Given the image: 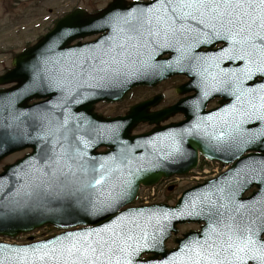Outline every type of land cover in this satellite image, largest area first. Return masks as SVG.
Segmentation results:
<instances>
[{"label":"snow or ice","instance_id":"6c2138e0","mask_svg":"<svg viewBox=\"0 0 264 264\" xmlns=\"http://www.w3.org/2000/svg\"><path fill=\"white\" fill-rule=\"evenodd\" d=\"M107 23L112 35L105 43L55 60L44 56L37 76L49 88L63 91L67 101L76 89L103 87L151 68L156 47L174 48L179 60L203 67L199 73L203 98L223 93L234 101L222 110L224 116L217 114L215 119L222 121L219 128L210 116L207 120L212 123L198 122L190 132H201L237 151L264 137L260 130L245 138L242 130L245 123L264 122V84L255 83L264 79V0H152L145 7L114 14ZM217 44L223 46L214 53L192 55L201 45ZM63 123L67 125V118ZM10 127L0 122V128ZM48 135L52 133L40 138L47 141ZM47 142L43 165H33L39 176L12 199L0 200V217L23 216L53 201L99 216L126 201L135 175L125 171L130 164L126 158L111 168L107 161L90 164L77 141L68 142L67 132L63 143L56 138ZM255 164L252 171L264 173V159ZM79 175L87 179L82 182ZM178 215L203 217L205 227L182 242L165 264H264V199L241 202L231 185L220 186L191 201L188 210ZM169 218V213L161 217L130 210L99 228L66 232L35 245L0 247V264H133L143 251L156 246L161 219Z\"/></svg>","mask_w":264,"mask_h":264},{"label":"water","instance_id":"95a60500","mask_svg":"<svg viewBox=\"0 0 264 264\" xmlns=\"http://www.w3.org/2000/svg\"><path fill=\"white\" fill-rule=\"evenodd\" d=\"M129 4L130 6H128ZM148 4L115 0L106 9L94 15L78 8L59 20L55 27L44 35L37 44L15 56L13 69L0 76V85L18 83L12 88L0 90V122L12 125L6 130L0 128V161L9 154L24 148L33 147L34 149L33 153L26 155L16 163L5 166L4 172L0 173V200L12 199L22 186L32 183L39 176L33 165L35 164L36 168L43 165L41 154L50 147L47 141L56 138L63 143L65 132L68 134L69 143H72L74 139L77 141V146L86 153L85 159L90 164L107 161V167L111 168L115 166V163L126 158L130 164L125 168V171L131 170L135 173L132 186L127 191L126 201L122 206H118L117 209L104 215L90 216L77 209L69 208L60 201H53L45 207L36 208L23 216L0 217V235L8 237H16L20 233L30 232L45 225H53L62 229L80 226V228L62 232L39 242L25 245L0 242V247L35 245L61 236L66 232L99 228L110 223L116 216L129 213L130 210L131 212L143 210L145 213L154 212L161 217L164 213H169L170 218L168 220L161 219L160 239L156 246L143 251L133 260V264H165L182 242L202 232L192 231L185 234L182 239L176 240L179 244L176 249L167 250L165 247V241L170 238L172 232L177 233L179 223L205 221L203 217H180L178 215L181 210H188L191 201L199 200L205 194L213 193L217 187L224 186L227 188L229 185L236 189L238 201L248 202L252 199H264V173H259L258 170L252 171V168L256 167L255 162L264 159V155H260L242 159L241 162L234 165L230 171L219 178L186 190L175 206L154 204L122 210V207L135 201L141 185H153L162 177L188 173L197 167L200 154L209 159L228 163L227 158L232 148L218 144L214 139L201 132H190L189 130L195 124L201 122L197 120H187L183 124L155 128L153 131L140 136L130 135L129 130L138 120L134 121L129 115L116 118L113 123H110V126L121 127V129H127L126 131L114 132L104 129L93 132L74 128L71 126L73 114L70 113V110L75 103L80 101L85 91L88 102L93 103L113 95L118 84L111 82L103 87L79 88L74 90L72 96L65 101L63 91L49 88L43 77L37 76V72L44 67L39 63L42 57L47 56L55 60L67 56L71 52L83 50L86 45L69 46V44L77 38L107 31L108 33L96 41L94 46L98 43L103 44L106 42V38L112 35V28L107 21L114 14L125 13L133 8L145 7ZM65 33L68 34L65 35ZM54 44L55 47H52ZM48 67L51 68L52 64L50 63ZM147 76L153 77V73L149 72ZM46 97L48 99L43 102L28 104L34 98ZM88 111L90 112V109ZM76 112L78 111L76 110ZM65 118L68 120L67 125L63 123ZM260 130H264V122L252 121L248 122V128L243 133H246L248 138ZM48 132L52 135L47 136V141L40 138ZM85 143L87 144L86 148L84 147ZM101 145H108L113 149L106 153H99L96 149ZM262 145H264V137H259L255 143L247 145V149L264 151ZM177 146L179 151L175 150ZM233 150L235 149L233 148ZM112 158H115V161ZM121 167L124 165L122 164ZM137 169L140 170L137 171ZM115 175L117 174L113 173V176ZM256 177H260L262 180L260 181L261 190L252 197L243 199L242 193L245 189L254 183H258ZM79 179L83 182L87 178L79 175ZM173 213L177 214L176 218H172L171 214ZM146 253H152L154 256L142 259V255Z\"/></svg>","mask_w":264,"mask_h":264},{"label":"flooded vegetation","instance_id":"af4514ba","mask_svg":"<svg viewBox=\"0 0 264 264\" xmlns=\"http://www.w3.org/2000/svg\"><path fill=\"white\" fill-rule=\"evenodd\" d=\"M111 0H108L106 5ZM91 4V3H90ZM104 6V5H103ZM93 4L87 8L96 11L103 7ZM90 37L84 41L93 40ZM223 45H201L195 48L192 55L204 56L214 53ZM148 54H144L147 57ZM180 53L174 48H157L152 53L151 64L156 72L161 74L159 81L153 83H140L123 93L119 99L113 101H100L94 105L96 115L105 117H116L134 111L138 115L144 116L150 113L160 115L161 125L178 123L184 121L190 115H201L208 111L216 116H224L223 109L228 108L234 101L233 98L223 93H212L209 97L203 98L201 88L200 72L202 66H198L195 61L179 60ZM228 67L229 65H222ZM146 72L147 70H141ZM208 71H214L208 69ZM136 71L127 75V81L135 80ZM125 78V77H121ZM263 79L256 80V84ZM251 84V82H250ZM255 86V85H252ZM140 108V109H139ZM229 119V117H224ZM220 121V120H219ZM153 125L149 122L139 123L134 132L141 133L150 130ZM247 153L242 154L244 157Z\"/></svg>","mask_w":264,"mask_h":264},{"label":"rangeland","instance_id":"374dc122","mask_svg":"<svg viewBox=\"0 0 264 264\" xmlns=\"http://www.w3.org/2000/svg\"><path fill=\"white\" fill-rule=\"evenodd\" d=\"M108 0H99L97 5H103ZM91 0H0V75L11 68L12 58L49 29L54 20L77 6H93L87 4ZM26 151L13 154L0 163V172L4 165L14 162ZM191 184L190 179H182L177 188L175 186L164 192L162 199L175 203L178 196ZM175 189V190H174ZM174 190V191H173ZM168 193V194H167ZM198 224H184L179 227L180 236L189 230H198ZM55 228L45 227L40 234L52 235ZM175 236V237H177ZM20 238L19 240H23ZM167 246H176L174 238L167 242Z\"/></svg>","mask_w":264,"mask_h":264},{"label":"bare ground","instance_id":"6f19581e","mask_svg":"<svg viewBox=\"0 0 264 264\" xmlns=\"http://www.w3.org/2000/svg\"><path fill=\"white\" fill-rule=\"evenodd\" d=\"M182 180V178L177 179V181ZM191 180V179H190Z\"/></svg>","mask_w":264,"mask_h":264}]
</instances>
